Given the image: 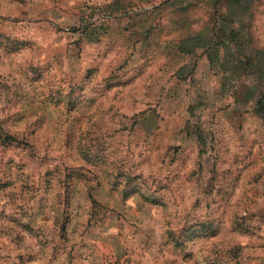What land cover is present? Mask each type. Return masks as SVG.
<instances>
[{
  "label": "rangeland",
  "instance_id": "1",
  "mask_svg": "<svg viewBox=\"0 0 264 264\" xmlns=\"http://www.w3.org/2000/svg\"><path fill=\"white\" fill-rule=\"evenodd\" d=\"M0 264H264V0H0Z\"/></svg>",
  "mask_w": 264,
  "mask_h": 264
}]
</instances>
